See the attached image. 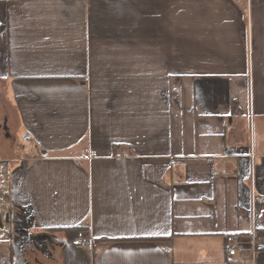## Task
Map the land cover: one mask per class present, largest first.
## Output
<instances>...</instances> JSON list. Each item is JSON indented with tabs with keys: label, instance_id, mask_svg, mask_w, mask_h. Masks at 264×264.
Wrapping results in <instances>:
<instances>
[{
	"label": "crops",
	"instance_id": "obj_1",
	"mask_svg": "<svg viewBox=\"0 0 264 264\" xmlns=\"http://www.w3.org/2000/svg\"><path fill=\"white\" fill-rule=\"evenodd\" d=\"M257 231L264 0H0V264H264Z\"/></svg>",
	"mask_w": 264,
	"mask_h": 264
},
{
	"label": "built area",
	"instance_id": "obj_2",
	"mask_svg": "<svg viewBox=\"0 0 264 264\" xmlns=\"http://www.w3.org/2000/svg\"><path fill=\"white\" fill-rule=\"evenodd\" d=\"M93 156V155H91ZM75 244L81 247H91L92 239L86 236L83 232H78L74 240ZM240 245V238L234 235H227L224 239L223 249L228 257L235 256Z\"/></svg>",
	"mask_w": 264,
	"mask_h": 264
},
{
	"label": "trees",
	"instance_id": "obj_3",
	"mask_svg": "<svg viewBox=\"0 0 264 264\" xmlns=\"http://www.w3.org/2000/svg\"><path fill=\"white\" fill-rule=\"evenodd\" d=\"M73 230H75V233L77 234L79 229H73ZM262 234H264L262 233V231H257L256 233V235H262ZM150 240L153 241L154 243H160L161 241H163V239H159V238L150 239Z\"/></svg>",
	"mask_w": 264,
	"mask_h": 264
}]
</instances>
